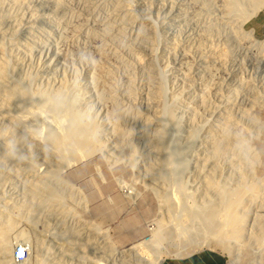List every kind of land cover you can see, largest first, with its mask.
Returning a JSON list of instances; mask_svg holds the SVG:
<instances>
[{"label":"bare ground","instance_id":"obj_1","mask_svg":"<svg viewBox=\"0 0 264 264\" xmlns=\"http://www.w3.org/2000/svg\"><path fill=\"white\" fill-rule=\"evenodd\" d=\"M10 1L13 5L17 3V0ZM62 1L51 0L50 3L46 1L51 7L48 23L40 21L38 17L40 22L35 20L37 25L31 27V30L27 32L28 35L24 33L26 37L29 36V40L31 39V44L28 43L30 41L22 39L24 34L18 31L19 27L11 26V31L4 30L8 33H0V54H2L0 56V183L5 177L2 170L4 171L6 163L15 164L21 159H29V165L27 164L24 168L26 171H33L35 169L33 159H37L36 151L43 159H47L45 161L47 167L42 172L34 170L33 182L27 185L22 202L10 207L11 216L17 211L22 216L20 219L25 218L31 221L35 230L42 234L37 242V264H164L168 258L160 259L157 257V251L158 247L170 238L171 241L175 239L181 243L174 253L166 252L168 256H172L171 260L187 259L204 247L211 252H216L215 249L221 247L228 253L232 264H264L262 256L264 215L260 213V218H255L256 220L251 222L254 227L251 228L250 225L251 229H246L249 211L262 195L264 180L256 178L254 173L256 155L246 147V140L239 137L240 134H236L237 128L233 130L238 123L234 113L233 99L240 86L230 90L227 97L218 96L220 106L212 112L215 117L213 123L206 119L203 123H195L198 117L196 107L184 103L181 100L180 91L170 95L168 75L159 65L161 62L159 55H163V58L172 52L176 55L175 50L182 46L189 51L191 37L185 28H188L191 23L186 13L190 5L200 10L196 13L195 22L192 21V24L197 28L194 31L200 36L197 38V41L199 39L197 47L201 53L198 52L197 59L201 67L207 66V56L203 53V46L208 43L207 41L213 40L212 36H221L216 28L218 26L219 28L229 26L230 34L225 44L227 50L221 48L222 51L220 50L219 56L214 60L217 58L222 60L229 56L232 44H235L236 48H242V38H246L248 44L250 40L255 41L256 48L262 50L264 42L254 39V31H245L243 25L263 8V0H222L225 15L230 20L229 24L222 23L223 25L221 23L218 25L212 5L210 6V2L214 0L73 1L77 4L76 10H79V15L83 16L84 22L80 21L78 26L73 27V37L69 39L76 42L79 40L76 38L78 35L86 34L87 38L101 43L100 52L103 55L99 61L101 69L95 77L90 74L94 78L89 76L85 85L91 88L89 91L92 94L93 90L96 91L101 97V103L110 101L114 104L115 121L110 126H104L106 131L116 138L114 148L127 146L136 150L133 138L136 129L133 125H129V120L132 124L135 122L140 128L138 138L143 142L145 149L141 159L147 162L145 165L147 176L161 190L157 194H161L162 206L168 213L167 221L172 223L178 219L183 223L176 230L179 238H175L174 233H169L165 227L160 226L150 242L142 241L133 244L127 253L125 251L127 255L121 254V256L122 252L118 250L117 257H115L116 251L108 244L109 241L101 246L98 245L95 229L90 228L88 223L78 220L76 215H72L71 211L63 206L62 201L68 198L69 192L57 178H54L61 168V161L79 159L83 155L89 156L104 145L100 138L102 129L98 119L90 112L88 105L82 104V93L77 83L71 82V84L67 77L62 75L59 85L53 86L50 83L43 87L37 83L38 72L25 74L22 63H19L15 57L14 49L19 53L23 52L22 55H24L40 46L39 39H34V31L39 34L44 33L43 36L47 39L51 32L58 30L62 24L69 26L75 14L69 15L68 12L71 9L68 11V7L70 6L66 7L64 4L66 2ZM4 2L5 0H0V31L7 25L8 20L10 22L12 17H17L15 14L12 16V13L21 9L19 6L15 12H11L4 8ZM17 5L19 4L14 6ZM138 7L142 11L141 16ZM10 8L15 9V7ZM153 16L160 24H154L156 21L152 19ZM79 17L81 19V16ZM183 18L185 22L181 25ZM96 22L99 23L97 28L93 26ZM166 30L178 36L173 35L171 39H166L163 34ZM184 36L189 43L187 47L180 42ZM79 53L81 57L80 55L78 57L82 58L81 60L86 59L83 49ZM110 56H114L117 64L129 73L130 84L125 90L117 89V83L115 85L114 82L115 70H112L113 73L110 71L111 68L107 69V67H113ZM253 56L260 62L259 64H264V52L260 51ZM96 70L98 69L95 68ZM190 71L193 72L188 70L184 73L183 83L186 86L196 81ZM50 74L46 73L49 77ZM138 76L149 86L144 111L140 110L138 104L139 95L136 90L139 89L136 86ZM204 86L202 95L205 97L208 96L209 90L207 84ZM253 89L248 88L249 93L252 90L253 96L251 95L249 101H245L243 105L253 104L254 100L251 101V99L256 97ZM201 96H197L196 101L199 107L205 105L207 108L206 98ZM224 100L227 102L226 107H223ZM238 109L243 115L245 114L246 108ZM182 110L191 114V123L186 124ZM42 113L50 118L49 124L42 119ZM44 126H47V134L44 133L45 136L42 137L40 132ZM204 134L203 143L198 145L200 136ZM33 137H36L35 141ZM30 138L34 141V150L30 148L31 152L26 151ZM33 141L30 140L31 143ZM137 152L133 159L137 158ZM198 152L201 157L196 156ZM195 158L203 159L200 162L196 160L195 165L198 175L201 176V178L198 177L200 180L198 192L188 189L187 176L188 172L190 173L192 159ZM205 162L211 163L208 172H206L208 169L204 168L206 164L203 166ZM223 162L226 164H222ZM223 165L229 168V172L224 174ZM202 169L206 170H204L205 174ZM173 188L177 190L181 203L174 200L173 196L176 193L172 195ZM69 214L72 216L70 217ZM4 220L2 222L0 218L2 223L5 222L0 224V264H18L12 258V246H10L12 240H10L11 236L9 237L16 223L11 217ZM23 237L22 232L18 234L19 239L23 240ZM191 246H193L192 249H190Z\"/></svg>","mask_w":264,"mask_h":264},{"label":"rangeland","instance_id":"obj_2","mask_svg":"<svg viewBox=\"0 0 264 264\" xmlns=\"http://www.w3.org/2000/svg\"><path fill=\"white\" fill-rule=\"evenodd\" d=\"M19 1L17 0V3H14V5L16 4L19 5L14 6L12 4L13 2H11L10 0H5L4 2L5 9H8L11 12H15L16 8L19 6H21L20 7L21 9L18 10L16 13H12L13 14L12 16H14V14L17 17L19 16L18 17L19 20L18 19L15 20L17 17H12L10 19V22L8 20L7 25L3 27L4 29H1L2 31H0V33H6L7 31H11L12 29L10 27L12 26L17 28L19 27L18 31L23 35L25 32L27 34V32L31 30V27H35V25H37L36 21L40 22L42 20L45 23H48L51 15L49 12L51 8L49 6L50 5L49 3L51 0H19ZM46 1H48L49 3H47ZM73 1L74 0H63L62 2H66L64 3L66 7L70 6L68 7V11L71 9L68 12L69 15L72 16L74 14L78 15L77 17L74 15L78 19L74 18L73 16L72 20H74V22L71 20L70 24H68L69 26H67V24L65 25V23L62 24L61 25L62 27L60 26L61 29L59 30L60 28L59 27L58 28L59 31L57 29H55V31L57 32L52 31L51 35L47 37V39L44 38L45 37L43 36L45 35L44 33L39 34L37 32L35 33L34 31V35H33L35 36L34 39L35 40L39 39L38 43L39 44L41 43L40 46L38 45V47L33 49L31 53L29 52L28 54H24V55H22L23 52L20 51L19 53L18 50L14 49L15 57H17V61H19V63H22V69L24 70L23 72L25 74L38 72L39 81H37V83L38 84L40 83L41 86L43 87L46 86V84H50V83L53 86L59 85V83L62 80V75L67 77L68 82L77 83V85L79 86V90L82 93L81 96L82 104L88 105V107L91 109L90 112L93 115H95V117L98 119V122L100 123L102 129V134L100 135L101 136L100 138L104 142L103 143L104 145L89 156L83 155L82 157L80 156L81 158L79 159L67 160L64 162L61 161L62 164H60L61 167L59 169L60 171L58 170V174L54 178H57L61 182V184H63V186L68 189L69 192L68 198L67 199L65 198V200L62 201V203L64 204L62 205L65 208L69 209L72 215H76V218L78 220L88 223L90 228L95 229L96 231L95 237H97L96 242L97 243L99 242L98 245L101 246L103 245L104 242L108 243L109 241L108 244L111 246V248L113 247L112 249L116 251L115 252L116 254L118 253L119 250V252H122L120 253V255L121 254L127 255L126 253L128 252V249H130L133 244L142 241L150 242L154 233L158 231L160 226L165 227L169 233L171 232L174 233L175 238L176 237L179 238V235L176 233V230L178 227L182 226L183 223L178 219L172 223H168L167 221L168 213L166 210H164L162 206V202L160 199L161 194L160 195L157 194L160 193L161 190L157 187L156 184L152 183L151 179L147 176L146 168H145L147 162H145V159H141L143 155V151L145 149L143 142H141V139L138 138L139 136L138 132H140V128L135 122L132 124V122H130L131 120H129V125H133L137 132V134L136 132L134 133L133 138L135 140L134 142L136 144V150L138 152L136 150L134 151V149L127 146L114 148V144H115L114 142H116V138H114L115 136L113 134L106 131V127L110 126V124L115 121L114 104L112 102L110 103V101L101 103V97L98 96L96 91L93 90V94H92V92L89 91L91 88L89 89L88 85H85L86 84L85 81L88 80V77L91 75L94 77L97 76L101 69L99 63V61L103 56L102 53L100 52L101 43L96 41L95 39L93 40L91 38L89 39V37L87 38L86 34L80 36L78 35L79 37L78 36L76 37L77 39L80 40V41L77 40L78 43L77 41L74 42L69 39V37H73L72 35L73 27L78 26L81 23L80 21L84 22L82 18L83 16L79 15L80 13L79 10H76L77 4ZM44 4L46 5L44 6ZM210 6L214 11V17L216 16L215 19L218 21V25L220 23L221 24L230 23V20L225 15V8L222 3V0H214V2H210ZM10 7H15V9ZM263 8H264V0H263ZM138 10H139V15L141 16L142 11L140 7H138ZM216 10L217 12H215ZM198 11L200 12V10L197 7H194L192 5L188 6L186 11V13L188 14V20L189 22H191L188 28H185V30H187L186 32H188L191 37L190 48H188L189 51H186L184 46H182L178 50H175L177 52L176 55L175 52H172L165 58L162 57L163 55H159L160 58L159 61L161 60V62H159L160 63L159 65L163 70H165L164 73L168 75V79H169L168 89H170L169 90L170 95L176 94V91L177 92L180 91L181 100L186 104H192L191 106L196 107V110L198 111V117H197L198 119L197 118L195 119V123H203L205 119L210 123H213L215 121V117L213 116L212 112H215L214 110L217 108V106H220V103L218 101V96L227 97L229 91L235 89L239 85L240 86L239 90L236 93V95L238 94L239 95L238 96L234 95V99H233L235 104L234 113H236L235 116L238 122L237 125L234 126L233 130L237 128L235 132L237 131L238 133L236 132V134L237 135L240 134L238 136L246 140V147L249 148L254 155H256L255 157L256 167L254 168V173L256 175V178L264 180V126H262L264 125V64L262 65L259 64L260 62L258 60H255L253 56L254 54L260 51L264 52V47L262 48V50H259L255 46V41L250 40V43L248 44V40L246 38H242L243 39L241 40L242 48H238V47L236 48L235 44H232L231 45L232 49H229L231 50L229 51L230 54L229 56L225 57L222 60H220L221 58L219 59L217 58L214 60V58L219 56L221 48L222 50L223 49L227 50L225 48L227 45L225 44L227 37L230 34V31L228 29L229 26H226L225 28H219L218 26L216 28L217 31H219L218 33L221 34V36L220 37L212 36L213 40L211 41L209 40L210 43L209 41H207L208 43L206 42L207 44L205 43L206 45L203 46L204 51L203 50L202 51L204 55L207 56L206 58L207 66L205 65L201 67L199 64V60L197 59L199 53H201L197 47L199 41V39L197 41V38H200V36L197 34V32L194 31L197 28L194 27L192 24V21L195 22L194 20L195 15ZM260 11L257 14L253 15L246 23H244L243 28L245 31H249V32L253 31L251 27L253 23L252 21L260 13ZM79 16H81V19H79L80 18ZM38 17L40 18V21ZM153 17L152 19L155 22L157 19H155L156 18L155 16ZM85 20H87V18H85ZM156 22L154 24L156 25L160 24ZM184 22H185V18H183L181 25H183ZM94 24H95L93 25L94 27L95 26L96 28L99 27L98 22ZM6 29L7 31L4 32V30ZM163 34L166 39H171L173 35L178 36L177 34H174L169 30H166V33L163 32ZM37 36L38 38H36ZM253 36L254 39L264 42V39H262L257 34V32L254 31ZM184 37H182V41L180 42L182 43V45H185L187 47L189 43L186 41V37L185 38ZM28 38L29 36L26 37L25 34L24 36H22V39L30 41L31 39L29 40ZM183 41L186 42L183 43ZM28 43L31 44L32 42L30 41ZM78 49L79 50L81 49L80 51H82L83 49V53L86 55L85 56L86 59L84 58L83 60H81L82 58L78 57L80 55L79 53L80 51ZM246 53L248 54V56ZM160 54H162V52ZM1 55L2 54H0V56ZM115 59L116 58L114 56H110V63L113 65V67H109V68L107 67V69L111 68L110 71L115 70L114 71L115 73L112 71L114 73V80L116 78V80L114 81L115 85L117 83L118 85V86L116 85L117 89L125 90L126 88L129 87L130 76L129 73H126L123 70V68H121L117 64ZM254 60L256 62H254ZM96 66L99 67L97 68ZM95 68L98 69L96 70L98 71L97 73L95 71ZM136 69L138 68L136 67ZM188 70L193 71V72L190 71V73L191 75L194 76L196 81L192 84L189 85L187 84L188 86H186V84L183 83V79H184V73L187 72ZM45 72L51 73L50 74L51 78L48 75H46ZM137 78L138 79L136 81V86H138L137 88H139L136 89L139 95L138 104L140 110L144 111V106L147 103V99H148L147 94H148L149 86L146 83V81L142 79L140 76H138ZM205 84L208 85L209 91L207 93L208 96L204 97L202 93L205 88L204 86ZM248 88L250 89L254 88L253 90L256 93L255 95L256 97L254 96L255 98L251 99V101L254 100L252 101L253 104L249 106L247 105L245 106L243 105V103L245 104L247 101H249L250 96L253 94L252 90L251 93H249ZM197 96L206 98V101L209 104L206 105V107L208 106L207 108H205V105L204 107L203 106L199 107L196 101ZM226 106H227V102L224 100L223 107ZM238 106L242 107V109L246 108L244 115L243 113L239 112L240 109L238 108L240 107ZM185 111L186 110H182L181 112L184 115L183 117L184 120L186 121V124H189V122L191 123L190 120L191 114H189L188 111L187 112ZM26 115L28 116V114ZM46 115L47 114L42 113L41 117L42 119H44L45 122L48 121L46 123L49 124V121L51 120L48 117V115L47 116ZM30 121L32 122V120ZM252 121H254V123ZM47 126H44L41 130L42 132H40V134H42V137L45 136L44 133L47 132ZM205 134L204 136L203 135L200 136L198 145L200 143H203V140L205 139ZM185 136L184 137L187 138V133H185ZM33 138L35 141L36 137ZM33 138H30L28 141L30 142L31 140L32 142ZM34 141L33 143L30 142L31 144L29 142H28L29 144L27 143L26 151L31 152L32 149L30 150V148H33L34 150V146H33ZM135 152H137L136 155L137 158L133 159ZM36 154H37L36 157L37 159H33L34 168H35L34 170L42 172L47 167L45 165L46 164L45 161H47V159H43L42 156L38 153V151H36ZM196 156L201 157L200 152H198V155ZM196 160L197 162H200L203 159H199V160L196 158L192 159L191 168L189 170L190 173L188 172L189 175L187 176L188 189L190 190L191 188L192 192L199 191L198 185L200 184V180H198V177L201 178V176L198 175V171L195 166L197 164ZM28 161L29 159H21V161H17L15 164L6 163L4 167V171L2 170L3 176L5 177L2 178L1 180L2 182L0 183V218L3 222L5 221L4 220L5 218L9 219L11 217L17 225V226L15 225V227L13 228V230L10 232L9 235V237L11 236L10 240H12L10 245L12 246V258H14L15 249L21 244H24L27 247V251H28L27 260L21 264H37L36 248H37L38 238L39 236H42V234L40 232H37V230H35V227L33 226L34 224L32 225L31 221H27L25 218L20 219V217L22 216L21 214L19 215L17 211H15V213L13 212L14 215V216L12 215L13 217L10 215V207H12V205L14 206V204L16 203L22 202V200L25 198L26 189L28 187L27 185L32 184L33 182L32 177L35 175L33 173L34 170L26 171L24 168V166H26L27 164L29 165ZM18 162L20 163L18 164ZM205 164L206 167L204 166ZM222 164H226V163L223 162ZM210 165H211L210 162H205L203 164L204 168L208 169L207 171L205 169H202L203 174L210 171L209 170ZM204 170L206 171L205 173ZM223 172L224 174L226 172H229V168L223 165ZM29 181L31 182L29 183ZM262 189H263L261 193L262 195L259 198L258 202L255 203L256 204L255 206L257 208L254 206L249 211L250 215L248 217V221H247L248 224L246 225L247 226L246 229H251L254 227L251 222L256 220L255 218L259 219L260 213L264 215V185H262ZM176 191L177 190L173 188L172 195H174ZM173 197L174 200L181 203L180 197L178 198L177 193ZM72 215L69 214L70 217ZM2 222L0 221V224ZM39 224L38 226H41ZM21 232L24 234L23 240L18 238V234ZM174 241L176 240L174 239ZM174 241H171L170 238L168 241L166 240L164 244L162 243L163 245H160L158 247V251L159 250L160 251L159 252L157 251L158 253L157 257L164 260L168 258L166 260V263L173 261L171 260L172 256H168L167 253L169 251L174 253L177 250L179 244L181 245L179 241L176 242ZM192 248L193 246H191L190 249ZM262 249H263L262 256L264 259V246ZM215 250L216 252H211L207 250L206 247H204V249L198 251V253H216L224 257V259L229 264H232L230 262V257L228 253L224 252L221 249V247H218ZM165 253L166 256H164ZM116 254L115 257L119 255Z\"/></svg>","mask_w":264,"mask_h":264},{"label":"crops","instance_id":"obj_3","mask_svg":"<svg viewBox=\"0 0 264 264\" xmlns=\"http://www.w3.org/2000/svg\"><path fill=\"white\" fill-rule=\"evenodd\" d=\"M252 30L264 39V8L252 21ZM164 264H229L224 257L216 253H198L184 260H173Z\"/></svg>","mask_w":264,"mask_h":264},{"label":"built area","instance_id":"obj_4","mask_svg":"<svg viewBox=\"0 0 264 264\" xmlns=\"http://www.w3.org/2000/svg\"><path fill=\"white\" fill-rule=\"evenodd\" d=\"M27 252V248L24 244L18 246L14 251V259L16 263H24L27 260Z\"/></svg>","mask_w":264,"mask_h":264}]
</instances>
